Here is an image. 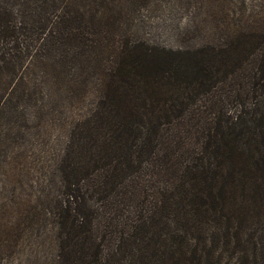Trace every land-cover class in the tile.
<instances>
[{"label": "trees", "instance_id": "trees-1", "mask_svg": "<svg viewBox=\"0 0 264 264\" xmlns=\"http://www.w3.org/2000/svg\"><path fill=\"white\" fill-rule=\"evenodd\" d=\"M84 1L0 0V238L49 234L57 264H264V0L181 51L108 37Z\"/></svg>", "mask_w": 264, "mask_h": 264}, {"label": "rangeland", "instance_id": "rangeland-1", "mask_svg": "<svg viewBox=\"0 0 264 264\" xmlns=\"http://www.w3.org/2000/svg\"><path fill=\"white\" fill-rule=\"evenodd\" d=\"M93 1L85 0L84 4ZM243 1L245 7L252 3ZM240 6L241 0H104V12H113L110 16L121 27L111 30L108 37L123 40L128 36L166 51L185 50L205 40L216 41V21L224 20L230 25L237 18L233 10ZM223 10L227 16H222ZM110 45L111 40L105 39L104 47ZM56 253L54 239L41 231L36 235L24 231L0 238V264H57Z\"/></svg>", "mask_w": 264, "mask_h": 264}]
</instances>
